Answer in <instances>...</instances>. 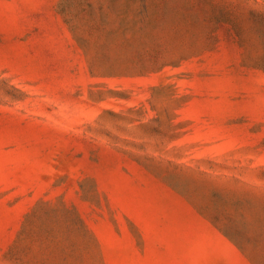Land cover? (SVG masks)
Here are the masks:
<instances>
[{
	"label": "rangeland",
	"instance_id": "1",
	"mask_svg": "<svg viewBox=\"0 0 264 264\" xmlns=\"http://www.w3.org/2000/svg\"><path fill=\"white\" fill-rule=\"evenodd\" d=\"M0 264H264V0H0Z\"/></svg>",
	"mask_w": 264,
	"mask_h": 264
}]
</instances>
